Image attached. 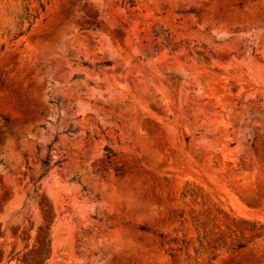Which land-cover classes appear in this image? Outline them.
I'll use <instances>...</instances> for the list:
<instances>
[{"label":"rangeland","instance_id":"374dc122","mask_svg":"<svg viewBox=\"0 0 264 264\" xmlns=\"http://www.w3.org/2000/svg\"><path fill=\"white\" fill-rule=\"evenodd\" d=\"M41 1L0 0V264H264V0Z\"/></svg>","mask_w":264,"mask_h":264},{"label":"trees","instance_id":"16d2710c","mask_svg":"<svg viewBox=\"0 0 264 264\" xmlns=\"http://www.w3.org/2000/svg\"><path fill=\"white\" fill-rule=\"evenodd\" d=\"M36 7L33 8L30 12L29 9H26L27 14L24 18H22V20L27 21V23L29 24V28L32 26V24L34 23V21L39 17L40 13L44 11L45 5L42 3L41 0H36ZM28 30V29H27ZM152 36L154 38V40H159L158 44L153 45V51L156 53L158 51V48L163 47V48H168L171 47L170 52H174L177 50V47L175 45H173L171 43V39L170 36L168 34V32L166 30H162V29H156L152 31ZM24 32H19L13 39H17L18 37H20L21 35H23ZM110 65L109 62H102L99 64H96V66H108ZM71 132L70 129L66 130V133ZM1 140V138H0ZM56 141V138L53 140L52 143H50L47 146L46 149V153L44 155V157L42 159H39V166H40V174L36 177L34 186L37 182L41 181L45 176H47L48 172L53 169L54 167H61V164L64 162L65 159H57L56 161L52 162V155H51V151L53 150V143ZM106 152V158H110L111 156H113L112 151L108 148L104 149ZM38 151V149H37ZM27 164V162H25ZM70 181H75V178H71ZM35 192V191H34ZM36 194V193H35ZM26 198L29 199L30 195L27 193L26 194ZM239 224L244 225L248 230L250 231H254V232H264V224H260V223H248L244 220H239L238 221ZM198 245L195 246H191L190 242H181V246L177 249L179 252L181 251H185V255H186V259L189 260L191 259L193 261L194 264H198L197 259L199 258V256L203 253V251L206 249V247H204L205 245L203 244V239H199L198 240ZM245 245L241 242H237L236 244H234L232 249H242L244 248ZM193 249V257H191L190 255L187 254L189 249ZM213 249V251L217 250L214 246L211 247ZM51 253V241L50 238L47 237L46 238V249H45V256H44V261L48 260L49 256ZM216 255H213L208 259L207 264H213L212 262L215 260Z\"/></svg>","mask_w":264,"mask_h":264}]
</instances>
